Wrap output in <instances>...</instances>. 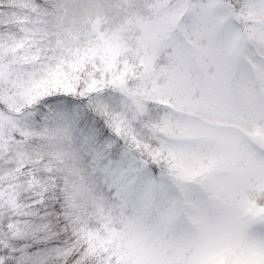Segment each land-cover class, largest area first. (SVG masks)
<instances>
[{
  "label": "snow or ice",
  "instance_id": "6c2138e0",
  "mask_svg": "<svg viewBox=\"0 0 264 264\" xmlns=\"http://www.w3.org/2000/svg\"><path fill=\"white\" fill-rule=\"evenodd\" d=\"M0 264H264V0H0Z\"/></svg>",
  "mask_w": 264,
  "mask_h": 264
}]
</instances>
